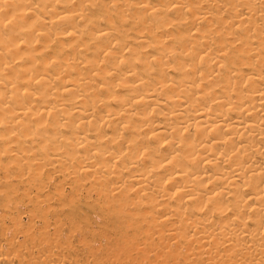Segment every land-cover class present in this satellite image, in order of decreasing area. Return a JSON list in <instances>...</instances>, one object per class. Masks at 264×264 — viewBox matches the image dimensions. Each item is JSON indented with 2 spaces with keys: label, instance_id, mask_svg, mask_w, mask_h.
Masks as SVG:
<instances>
[{
  "label": "bare ground",
  "instance_id": "1",
  "mask_svg": "<svg viewBox=\"0 0 264 264\" xmlns=\"http://www.w3.org/2000/svg\"><path fill=\"white\" fill-rule=\"evenodd\" d=\"M0 264H264V0H0Z\"/></svg>",
  "mask_w": 264,
  "mask_h": 264
},
{
  "label": "rangeland",
  "instance_id": "2",
  "mask_svg": "<svg viewBox=\"0 0 264 264\" xmlns=\"http://www.w3.org/2000/svg\"><path fill=\"white\" fill-rule=\"evenodd\" d=\"M47 170H49V171H51L50 169H47ZM59 177H56V180L58 179ZM67 196L68 197H70V196H72L73 195V193L72 192H67ZM30 195V193H26V194H21V201L22 202H24V199H25V197H27V196H29ZM34 197H36V194H34ZM38 216H40V215H38ZM37 220H39V219H37Z\"/></svg>",
  "mask_w": 264,
  "mask_h": 264
}]
</instances>
